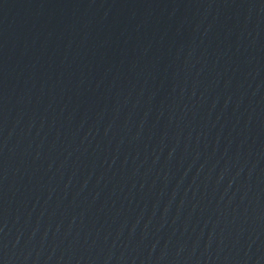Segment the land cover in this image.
Returning <instances> with one entry per match:
<instances>
[{
  "label": "water",
  "instance_id": "water-1",
  "mask_svg": "<svg viewBox=\"0 0 264 264\" xmlns=\"http://www.w3.org/2000/svg\"><path fill=\"white\" fill-rule=\"evenodd\" d=\"M264 228V0H0V264H221Z\"/></svg>",
  "mask_w": 264,
  "mask_h": 264
}]
</instances>
